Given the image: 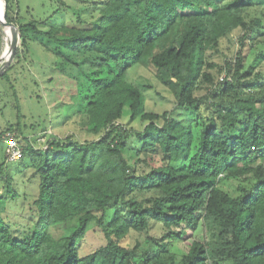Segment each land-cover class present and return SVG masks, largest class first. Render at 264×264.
Returning a JSON list of instances; mask_svg holds the SVG:
<instances>
[{
    "label": "trees",
    "instance_id": "16d2710c",
    "mask_svg": "<svg viewBox=\"0 0 264 264\" xmlns=\"http://www.w3.org/2000/svg\"><path fill=\"white\" fill-rule=\"evenodd\" d=\"M5 1L25 52L33 37L66 46L42 43L69 83L57 87L64 115L53 128L73 130L36 147L19 124L5 129L38 182L36 193L22 195L23 230L14 235L4 213L19 194L3 170L5 146L0 264H264V81L245 65L264 38V0H102L90 7L95 19L59 26L52 17L22 21ZM226 45L235 46L230 58ZM135 66L152 68L173 97L171 110L146 109L150 85L132 81ZM13 67L0 80L9 82ZM92 223L105 243L81 255ZM155 223L159 235L131 244L132 232Z\"/></svg>",
    "mask_w": 264,
    "mask_h": 264
},
{
    "label": "rangeland",
    "instance_id": "374dc122",
    "mask_svg": "<svg viewBox=\"0 0 264 264\" xmlns=\"http://www.w3.org/2000/svg\"><path fill=\"white\" fill-rule=\"evenodd\" d=\"M102 0H12V10L22 21H29L31 19L41 20L47 17H52L57 21V25L63 23H73L77 16L81 19L89 20L95 19L97 11L90 8L91 5H100ZM58 8L59 12L54 14ZM7 10V2L3 0L0 4V15L4 14ZM6 19V16H5ZM49 24H52L51 20L45 25H39L42 29H47ZM0 55L3 50L6 49V40L9 39V30L0 22ZM235 33L231 37H235ZM42 40L41 43L38 40ZM35 41V42H34ZM50 45L51 49L58 47H66L63 43L50 40L46 38H35L33 40H27L28 49L25 52L20 36L16 33V49L21 51V56L16 58L14 53L10 61L14 67L9 71V82L0 80V133L2 132V140L0 141V161L4 153V148L7 144L5 140L9 131L5 129L9 125L14 127L19 124L24 136L30 139V142L36 146H44V141L47 135H61V133H71L73 128L70 126H61L59 129L53 128L52 122L55 123L56 115H64L62 107L58 106L57 96L62 93H58L57 87L62 89H69V83L61 81L58 77L59 74L53 70V57L49 52L44 51V45ZM49 47V46H48ZM15 49V52H16ZM64 49V48H62ZM223 53L227 58L232 57L235 51V46L232 45L231 49L226 45L222 48ZM6 52V51H5ZM9 52V50H8ZM7 54L0 59V65L7 58ZM60 51L58 50L57 53ZM59 55V54H58ZM60 60L61 57L59 56ZM59 60V61H60ZM9 62V63H10ZM245 65H252L254 67V73H259V77L256 79L257 83L264 81V38L259 43H253L252 48L249 49ZM132 81L135 83H147L150 85L146 92V109L161 113L164 110H171L174 106L173 97L167 91V89L158 83L154 76L152 68L144 66H135L132 68ZM1 71V66H0ZM52 80L49 82V80ZM36 83V84H35ZM51 83V85L49 84ZM11 85V86H10ZM62 91V90H61ZM65 92V91H64ZM122 118H127L129 115L128 108L125 107L122 112ZM34 126L35 129L32 127ZM133 127H140L139 123L132 124ZM76 131V130H75ZM80 138H89L83 133H78ZM27 161H5L3 165L4 172L6 171L10 179L12 180V188L19 197L15 200H9L6 204V211L4 215L10 217L8 225L14 235L22 233V227H20V220L23 214H26L25 208L27 203L23 200V193L27 195H33L37 192L36 177L32 178V170L27 164ZM234 185V181L229 182ZM5 184L0 183V194L5 195ZM224 188H226L224 186ZM54 236H61L62 229L59 227L52 228ZM161 233L160 226L158 224H152L146 233L131 234V244H134L136 240H142L144 235L152 234L159 235ZM198 239H202L203 233L201 228L197 230L194 235ZM188 240L179 241L178 248L180 250H186L189 242ZM105 243L104 237L97 226L93 223L89 225V229L85 234V237L81 241L80 254L84 255L97 249L99 246Z\"/></svg>",
    "mask_w": 264,
    "mask_h": 264
},
{
    "label": "water",
    "instance_id": "95a60500",
    "mask_svg": "<svg viewBox=\"0 0 264 264\" xmlns=\"http://www.w3.org/2000/svg\"><path fill=\"white\" fill-rule=\"evenodd\" d=\"M0 22L1 24H3L5 27H7L9 29V52L7 55V58L5 59V61L3 63H1V71L3 70V68L11 61V58L13 57L14 53H15V49H16V33L17 31L14 29V27L5 19V15L1 14L0 15ZM8 60H10L8 62ZM0 71V73H1Z\"/></svg>",
    "mask_w": 264,
    "mask_h": 264
},
{
    "label": "built area",
    "instance_id": "2783aa9c",
    "mask_svg": "<svg viewBox=\"0 0 264 264\" xmlns=\"http://www.w3.org/2000/svg\"><path fill=\"white\" fill-rule=\"evenodd\" d=\"M6 154L9 161L18 160L21 158L22 151L15 139L12 137L7 139Z\"/></svg>",
    "mask_w": 264,
    "mask_h": 264
},
{
    "label": "bare ground",
    "instance_id": "6f19581e",
    "mask_svg": "<svg viewBox=\"0 0 264 264\" xmlns=\"http://www.w3.org/2000/svg\"><path fill=\"white\" fill-rule=\"evenodd\" d=\"M7 28V27H6ZM8 29V28H7ZM9 30V29H8Z\"/></svg>",
    "mask_w": 264,
    "mask_h": 264
}]
</instances>
